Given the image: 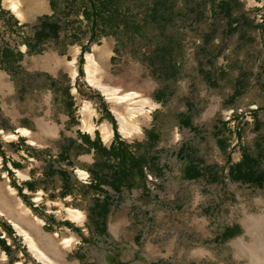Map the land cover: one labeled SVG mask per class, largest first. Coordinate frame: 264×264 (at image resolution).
<instances>
[{"label":"rangeland","instance_id":"374dc122","mask_svg":"<svg viewBox=\"0 0 264 264\" xmlns=\"http://www.w3.org/2000/svg\"><path fill=\"white\" fill-rule=\"evenodd\" d=\"M54 1L16 0L17 13L0 0V48L12 51L0 62V192L14 188L62 264H241L232 242L248 238L246 216L264 215V183L235 181L229 166L264 172V0H95L102 5L87 17L83 0ZM43 15L59 23L58 36L30 48ZM87 54L103 84L154 102L138 133L120 132L113 103L87 78ZM115 131L151 163L141 187H103L102 233L104 194L89 187L96 156L81 136L108 147ZM187 162L199 178L184 175ZM2 252L0 264H43L0 214Z\"/></svg>","mask_w":264,"mask_h":264},{"label":"bare ground","instance_id":"6f19581e","mask_svg":"<svg viewBox=\"0 0 264 264\" xmlns=\"http://www.w3.org/2000/svg\"><path fill=\"white\" fill-rule=\"evenodd\" d=\"M9 4L14 11H18L19 8L16 0H9ZM86 57L85 71L87 78L96 84L113 103V112L117 119L120 132L126 136L138 133L141 129L140 119L147 120V108H152L155 105L154 102L137 91H121L118 88L103 84L100 77H97L98 64L95 57L93 54H87ZM72 75H76L75 68L72 69ZM82 108H88V104L84 103ZM89 128L91 129L90 126ZM99 129L104 139L111 137L113 132L112 127L107 121L101 123ZM45 130H48V128ZM18 131L22 135L31 137L30 130L26 128L21 127ZM14 136L15 134L13 133L6 135L7 138ZM30 141L32 142V140ZM78 173H80L79 175H84V171H78ZM67 212L71 219L78 222L83 220L84 215L80 210L67 208ZM0 214L10 218L15 230L22 236L29 252L36 261L43 264H62L57 261L60 260L59 256L61 255L58 252L59 250H56L55 246L57 244L51 237L42 235L40 231V220L32 215L30 209L16 197L14 188L10 186H7L6 194L0 192ZM244 228L248 238L242 236L232 242L235 257L241 261V264H264V215L246 216L244 219ZM65 241H69V239ZM174 246V242L171 241L166 245L167 251L173 250ZM154 247L151 244L146 246L147 250L151 252L155 251ZM183 251L188 252L191 256L200 254L212 255L210 251L207 253L205 248H197L194 250L183 248ZM4 260L5 254L2 252L0 254V262Z\"/></svg>","mask_w":264,"mask_h":264},{"label":"trees","instance_id":"16d2710c","mask_svg":"<svg viewBox=\"0 0 264 264\" xmlns=\"http://www.w3.org/2000/svg\"><path fill=\"white\" fill-rule=\"evenodd\" d=\"M83 1L84 5L82 6V10L83 13L85 12L84 14L86 17L88 16L87 8L98 9L102 5L101 2L95 0ZM50 5L53 9H56V2L54 0H50ZM2 13H4V10L0 4V14ZM59 30L60 25L53 16H41L38 19V23L33 32V43L29 44V47L36 48L49 39L57 38ZM11 52L12 51L7 48H0V62L5 60ZM19 56L20 53L16 54V58ZM81 138L86 144L87 149H93L96 156L94 167H97V170L91 171L92 180L89 183V187L96 192H102L104 194V200H102V204L100 205L102 217H104V219L102 218L103 220L100 224L101 229H99L104 233L105 216L108 212L110 201L108 196L105 197V195L109 194L108 190L103 187L107 186L115 193L121 192L122 189L141 187L146 178L145 169L151 162L146 158L145 154L138 155L132 145L128 144L125 140L120 139L116 131L114 138L108 147L102 145L99 137L90 139L88 135H82ZM59 172L62 174L65 170H60ZM183 173L190 179L199 178L201 176L199 168L191 162L184 164ZM229 176L235 181L257 186H261L264 183V172H256L255 168L245 161L230 165ZM19 190H21V188H19ZM97 200L100 201L101 199L97 198ZM5 228L10 234L12 233V230L8 225H5ZM237 231V227L229 228L223 232L224 237L222 238L231 237L236 234Z\"/></svg>","mask_w":264,"mask_h":264},{"label":"built area","instance_id":"2783aa9c","mask_svg":"<svg viewBox=\"0 0 264 264\" xmlns=\"http://www.w3.org/2000/svg\"><path fill=\"white\" fill-rule=\"evenodd\" d=\"M85 175H84V178L86 179L87 178V174L86 173H84Z\"/></svg>","mask_w":264,"mask_h":264}]
</instances>
